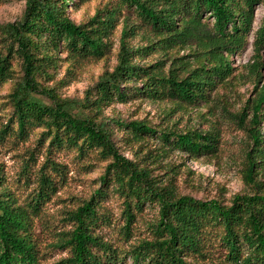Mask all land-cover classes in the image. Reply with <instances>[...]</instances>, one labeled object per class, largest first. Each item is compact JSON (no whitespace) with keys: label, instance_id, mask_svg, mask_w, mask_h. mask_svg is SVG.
Returning <instances> with one entry per match:
<instances>
[{"label":"trees","instance_id":"trees-1","mask_svg":"<svg viewBox=\"0 0 264 264\" xmlns=\"http://www.w3.org/2000/svg\"><path fill=\"white\" fill-rule=\"evenodd\" d=\"M90 1L25 0L21 19L0 26L8 39L6 51L0 49V85L14 78V56L22 59L23 70L9 96L13 115L0 120V146L27 143L40 130L17 186L0 165V264H42L49 248L67 252L54 264H264V189L235 195L230 204L181 195L121 152L102 115L111 103L127 101L131 91L152 102L209 106L218 88L231 83V59L253 33L250 73L258 87L264 16L256 31L254 24L264 0H101L92 16L75 22L70 5ZM62 51L68 52L66 76L85 62L115 64L106 66L84 99L63 98L39 81ZM240 122L252 141L246 178L258 186L264 174V85ZM114 123L138 140L154 137L173 145L192 160L219 149V137L210 130L182 133L159 131L146 121ZM63 150L84 167L106 166L101 187L67 208L57 241L44 249L37 227L68 177V164L57 158ZM110 195L121 201L120 225L106 206ZM148 205L158 208L157 220L136 238L137 219ZM111 229L116 239L104 234Z\"/></svg>","mask_w":264,"mask_h":264},{"label":"rangeland","instance_id":"rangeland-1","mask_svg":"<svg viewBox=\"0 0 264 264\" xmlns=\"http://www.w3.org/2000/svg\"><path fill=\"white\" fill-rule=\"evenodd\" d=\"M76 1V0H73ZM101 0H92L80 7L71 4L68 8L70 17L77 23L84 22L92 16ZM25 0L0 1V26L13 23L21 19L25 10ZM264 16V6H258L254 30L256 31ZM118 33L114 36V48H117ZM8 39L0 30V49L6 51ZM254 33L250 36L249 45L231 61L234 67V78L230 84L222 85L214 95L209 106L198 109L184 108L169 102H152L135 93H130L127 101H115L102 111L105 120H108L114 130V140L122 153L134 160L142 167H148L153 176L164 184H171L181 195H190L198 199H219L230 204L235 195L254 194L264 189V174L257 177L258 186L246 178L247 152L252 141L243 124L240 115L253 100L257 90L264 85V51L262 52V78L256 87L253 74L250 73V64L253 63ZM68 52L62 51L56 56L55 64L51 67L48 76L39 78V81L48 88H54L61 97L71 99H84L90 90H93L99 75L115 64L112 59L108 63L103 60L85 62L76 73L66 76L69 67ZM15 70L14 78L0 85V120L7 121L12 117L13 107L10 94L23 76L22 59L14 56L12 60ZM73 72V70L71 71ZM95 94V93H94ZM92 94V95H94ZM49 103V101L47 100ZM87 112H91L87 110ZM251 112H247V119ZM248 119V120H249ZM146 121L159 131H175L185 133L190 130L213 131L219 137L217 153L201 155L198 160H192L189 154L167 145L154 137L142 140L136 139L130 130L119 127L114 122ZM40 130L27 143L9 144L0 146V165L3 166L6 178L17 186L16 180L24 160L29 152L37 147V138ZM262 132L264 126L262 125ZM173 140V139H172ZM38 154V153H37ZM57 158L68 164L69 174L65 184L60 186L56 197L47 204L45 220H39L37 232L43 248L57 241V235L64 227L62 218L69 207L75 206L80 200L90 196L101 187L99 181L106 163H99L95 167L87 168L75 159L70 151L63 150ZM43 156L38 154V163ZM113 214V219L119 225L121 218V201L115 196L106 200ZM158 208L148 205L143 214L138 217L136 228L140 236H146L149 226L157 220ZM108 238H117L113 230H105ZM42 264H54L67 257L63 249H46ZM127 264H133L128 261Z\"/></svg>","mask_w":264,"mask_h":264}]
</instances>
